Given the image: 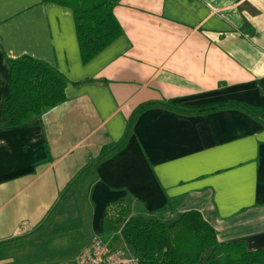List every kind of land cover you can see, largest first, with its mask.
I'll return each mask as SVG.
<instances>
[{
    "label": "crops",
    "instance_id": "1",
    "mask_svg": "<svg viewBox=\"0 0 264 264\" xmlns=\"http://www.w3.org/2000/svg\"><path fill=\"white\" fill-rule=\"evenodd\" d=\"M110 1L122 32L83 64L70 8L0 0V264H24L14 249L32 246L35 256L38 241L68 222L86 229L75 257L105 226L120 233L122 224L102 220L115 216L113 200L131 216L165 222L196 210L219 242L264 248V125L233 107H147L124 146L94 164L47 216L70 179L121 139L140 104L239 103L264 115V0ZM21 55L63 74L65 100L1 127L8 60Z\"/></svg>",
    "mask_w": 264,
    "mask_h": 264
},
{
    "label": "trees",
    "instance_id": "2",
    "mask_svg": "<svg viewBox=\"0 0 264 264\" xmlns=\"http://www.w3.org/2000/svg\"><path fill=\"white\" fill-rule=\"evenodd\" d=\"M71 9L75 34L83 64L91 60L122 32L113 14L110 0H42ZM9 93L3 105L1 127L26 123L65 100L66 79L47 62L21 55L8 60ZM163 105L177 111L205 113L233 107L250 114L264 125V115L256 108L239 103H216L195 108H180L169 103L146 102L138 105L130 115L121 139L101 147L93 162L82 167L59 194L49 215L68 195L74 185L94 165L120 150L130 135L136 116L153 105ZM108 207L113 218L103 215V222L122 224L120 235L140 264H264V248L248 251L242 241L219 242L214 229L196 210L183 212L171 222L129 215L121 200H113ZM45 217L34 229L36 232L47 222ZM10 238L1 243L15 241Z\"/></svg>",
    "mask_w": 264,
    "mask_h": 264
},
{
    "label": "rangeland",
    "instance_id": "3",
    "mask_svg": "<svg viewBox=\"0 0 264 264\" xmlns=\"http://www.w3.org/2000/svg\"><path fill=\"white\" fill-rule=\"evenodd\" d=\"M72 222H68L66 226L38 241L39 249L35 256L31 255L32 246H21L14 249L12 252H21L22 258L28 259L24 264H58L68 263L74 259L78 250L77 241L80 238V233L86 232L83 226H74ZM118 227L108 226L103 228V233L100 235L101 241L108 245L112 250L127 246L122 239L120 233L117 232Z\"/></svg>",
    "mask_w": 264,
    "mask_h": 264
},
{
    "label": "built area",
    "instance_id": "4",
    "mask_svg": "<svg viewBox=\"0 0 264 264\" xmlns=\"http://www.w3.org/2000/svg\"><path fill=\"white\" fill-rule=\"evenodd\" d=\"M124 248L112 250L94 236L80 249L73 260L58 264H140L139 258L127 246Z\"/></svg>",
    "mask_w": 264,
    "mask_h": 264
}]
</instances>
